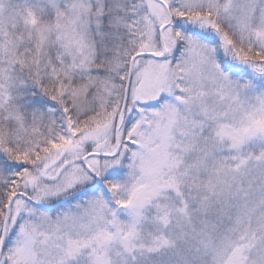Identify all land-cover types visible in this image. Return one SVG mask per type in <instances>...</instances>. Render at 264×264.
Masks as SVG:
<instances>
[{"label": "snow or ice", "instance_id": "obj_1", "mask_svg": "<svg viewBox=\"0 0 264 264\" xmlns=\"http://www.w3.org/2000/svg\"><path fill=\"white\" fill-rule=\"evenodd\" d=\"M0 264H264V0H0Z\"/></svg>", "mask_w": 264, "mask_h": 264}]
</instances>
